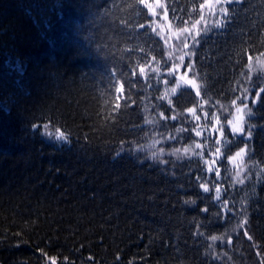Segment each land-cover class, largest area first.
Masks as SVG:
<instances>
[{
  "label": "trees",
  "instance_id": "obj_1",
  "mask_svg": "<svg viewBox=\"0 0 264 264\" xmlns=\"http://www.w3.org/2000/svg\"><path fill=\"white\" fill-rule=\"evenodd\" d=\"M193 2L202 0H165L171 19L172 7L183 15L179 10ZM229 8V28L201 37L191 58L208 86L205 98L225 106L239 94L232 89L247 55L264 51V0ZM150 21L138 0H0V264H260L264 116L251 119L256 127L242 174L250 178L242 185H233L226 158L218 160L219 178L206 171L218 134L204 159L169 155L209 133L190 131L194 121L184 110L199 102L190 89L172 97L183 115L159 118L172 115L157 98L162 83L150 72L145 83L137 67L160 59L164 48L149 28H139ZM218 109L205 106L210 115ZM217 115L222 122L228 116ZM199 123L210 122L202 116ZM44 125L68 141L56 143ZM180 127L189 131L177 133ZM225 134V156L244 147L227 127ZM201 181L209 182L208 193ZM245 215L251 241L239 227Z\"/></svg>",
  "mask_w": 264,
  "mask_h": 264
},
{
  "label": "snow or ice",
  "instance_id": "obj_2",
  "mask_svg": "<svg viewBox=\"0 0 264 264\" xmlns=\"http://www.w3.org/2000/svg\"><path fill=\"white\" fill-rule=\"evenodd\" d=\"M138 2L144 5L148 13L153 17V20L149 23L139 24V28H149L164 44L160 59H157V57L153 55L146 65H141L139 62L137 63L139 75L145 80V83H147L149 79L150 72L155 74L158 83H162L165 86L162 95L157 98L167 102L172 115L165 116L164 112H160L158 114L159 118L177 120L183 115L184 113L176 112V105L172 97L177 95L183 96L185 94L183 90L190 89L194 92L195 97L199 98L197 104L184 110L191 115L194 121L190 131L194 132L196 137H202L205 131L209 133V136L205 137L203 142L194 141L193 144L187 145L182 149H174L169 155L176 156L178 160L181 158L191 159L193 156L204 159V150L209 139L213 138V134H218L215 135V138L212 140L216 147L214 150H209V159H204V164L207 166L206 171L210 174L215 173V176L219 178L220 169L217 166L218 160L226 158L233 164V185L244 184L245 180L250 178V173L248 176L242 174L248 169V165L245 163V157L251 152L249 142L252 140L253 129L256 127L255 124L251 123V119L257 116V114L264 116V83H261V81H264V59H262V57H264V51H261L255 56L252 54L247 55V61L243 65L246 71L240 72L242 80H237L235 82L236 87L232 89L233 92H238L239 94H237L227 106L222 104L219 100L211 102L210 97L205 98L207 94L205 90L208 86L197 71L195 62L191 59L195 56L193 49L200 44L201 37L206 39L213 30L229 28L235 17V12L230 11L229 6L232 4H244V0H202V2L199 3L193 2L187 12H185L183 8L179 10L183 15H180L177 9L172 7V20L175 21V24L169 23L168 35L162 34V28L160 31L157 30L158 27L161 26L155 20L158 13L153 5L147 3V0H138ZM157 6L163 9L161 18L166 19L170 5L159 3ZM173 41H175V43H173ZM140 51H144V49L141 48ZM245 52L247 53L248 50L245 49ZM149 55H151V53H149ZM186 57L188 58L187 63H185ZM153 62L155 63V67L152 66ZM165 64H168L167 68H164ZM146 68L148 71H146ZM178 70L182 71L178 74ZM133 76H136V72H133ZM163 77H173V80L170 82L167 78ZM117 84L119 85L116 89L117 92L123 93L125 90L123 82L117 81ZM134 86L135 85H133V87ZM148 87H152V85L148 84ZM188 94L190 95L191 93ZM133 103L135 102L133 101ZM206 105L212 109H216V105H219V109L212 111L210 115L209 112L205 110ZM117 107H119V105H117ZM198 109L201 114H197ZM219 110L228 114L223 122L217 115V111ZM202 116L205 121H209L210 123H205L203 125L199 123ZM155 122L154 119L145 118V123L153 124ZM225 127L230 130L232 136H240L246 141L244 147H241L239 151L235 152L233 155L225 156L222 152V147L231 143L228 136L225 134ZM261 127L264 128V125H261ZM44 128L45 134L50 137L54 135L55 140L63 142L68 141V136L60 129H56L55 134H53L47 131L48 125H44ZM182 131H189V129L183 127L176 129L177 133ZM169 138L175 139L176 137L170 136ZM156 142L158 143L159 141ZM163 151V149H160L161 154H163ZM155 158H157V154L153 153V159ZM161 162L167 163V161ZM261 172H264V168L261 169ZM257 176H260L259 172ZM196 179L199 181L201 177L197 176ZM199 187L205 193L211 190L208 181H201ZM213 188L215 191V199L218 201L221 200V186L219 184H214ZM185 203H195V201H186ZM242 204H246V201L242 202ZM222 207H228L227 200L222 201ZM203 211L207 212L208 208H204ZM241 211H246V209L242 207ZM247 223L248 218L245 215L240 221L239 227L245 228ZM243 234L248 240H252V236L249 235L246 228ZM210 239L215 242L216 240H222L223 237L212 236ZM227 243H232L231 238L228 239ZM256 255L260 257V264H264V256H262L259 251L256 252ZM49 259L51 260V264H56L54 258ZM89 259H91V257H89Z\"/></svg>",
  "mask_w": 264,
  "mask_h": 264
},
{
  "label": "rangeland",
  "instance_id": "obj_3",
  "mask_svg": "<svg viewBox=\"0 0 264 264\" xmlns=\"http://www.w3.org/2000/svg\"><path fill=\"white\" fill-rule=\"evenodd\" d=\"M147 3H149V4H152L153 5V7L156 9V11H157V13H158V15L155 17V20L159 23V25L161 26V27H158V31H160L161 30V28L163 29V32H162V34H164V35H168L169 34V32H168V25H169V23H172L173 25L175 24V22L170 18V16H169V14H168V16H167V18L166 19H162L161 18V16H162V13H163V9H161V8H159L157 5L159 4V3H165V0H147ZM144 6V5H143ZM150 15V14H149ZM150 17H151V21L153 20V17L150 15ZM173 43H175V41H173ZM264 59V58H263ZM188 62V58L186 57L185 58V63H187ZM168 67V64H165L164 65V68H167ZM180 71H182V70H178V74H179V72ZM168 78H170V77H168ZM167 78V79H168ZM162 86H163V89L165 88V86L162 84ZM44 129V132H45V128H43ZM47 131L48 132H52L53 134H55V132L56 131H54V130H52L51 128H48L47 129ZM44 135H46L45 133H44ZM51 138H52V140H54L56 143H58V144H62V143H65V142H63V141H57V140H55L54 139V135L53 136H51Z\"/></svg>",
  "mask_w": 264,
  "mask_h": 264
}]
</instances>
